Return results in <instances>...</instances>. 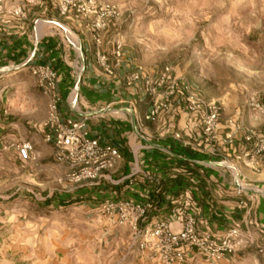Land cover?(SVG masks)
Listing matches in <instances>:
<instances>
[{"label":"built area","instance_id":"obj_1","mask_svg":"<svg viewBox=\"0 0 264 264\" xmlns=\"http://www.w3.org/2000/svg\"><path fill=\"white\" fill-rule=\"evenodd\" d=\"M6 1L0 0V17L6 13L20 19L27 17L25 6L10 9ZM26 1L33 4L37 0ZM57 9L60 15L71 16L78 23L86 21L103 75L132 93L121 99L118 106L109 102L102 109L81 111L85 50L77 29L60 21L50 22L68 32L83 61L66 97L59 89L60 73L50 63L35 62L36 51L18 66L0 65V83L11 71L26 66L47 98L46 118L39 129L44 140L54 144L56 162L67 167L59 182H66L70 186L68 191L72 192L84 190L86 194L91 189H102L100 214L111 224L130 229L128 249L148 252L160 264H185L196 255L210 264H219L237 250L254 245L257 240L240 223L219 232L203 227L208 220L203 216L198 197L202 191L219 195L213 185L215 170L231 173L228 189L240 198L238 207L252 202L253 194H263L264 188L248 185L238 163L260 170L264 131L246 127L238 117L224 119L220 101L207 100L169 65L156 74L144 65H137L120 75L125 64L122 42L114 40L109 52L103 49V31L109 27V17L119 14L114 7L103 9V2L98 0H58ZM40 21L44 19L36 21V29ZM145 98L149 99V106L141 115L139 102ZM64 101L69 110L67 115L61 111ZM254 110L264 112L259 104ZM93 115H103V120L108 117L132 120L131 137L123 145L114 144L106 132L93 131L90 125ZM149 122L156 125L157 132L146 130ZM239 137L250 146L238 151ZM164 140L170 142L164 143ZM9 146L22 161H39V153L31 140H12ZM154 150L159 154H152ZM121 164L126 168L122 169ZM118 173L122 174L120 178L116 177ZM123 185L128 188L126 196ZM250 191L254 193L245 198ZM84 193L78 196L82 198ZM164 209L168 211L160 217L158 213Z\"/></svg>","mask_w":264,"mask_h":264},{"label":"rangeland","instance_id":"obj_2","mask_svg":"<svg viewBox=\"0 0 264 264\" xmlns=\"http://www.w3.org/2000/svg\"><path fill=\"white\" fill-rule=\"evenodd\" d=\"M98 1L119 12L109 17L103 49L121 41L127 67L144 65L156 74L169 65L207 100L220 101L225 113L245 109L264 118L254 110L264 109V0ZM139 103V111L148 109V98ZM63 173L0 155V264H160L148 252L128 249L130 229L111 224L84 190L68 191L59 182ZM227 259L219 264H264V239ZM185 264L210 263L196 255Z\"/></svg>","mask_w":264,"mask_h":264},{"label":"crops","instance_id":"obj_3","mask_svg":"<svg viewBox=\"0 0 264 264\" xmlns=\"http://www.w3.org/2000/svg\"><path fill=\"white\" fill-rule=\"evenodd\" d=\"M57 4L58 0H37L33 4L27 3L26 0L6 1V5L10 9L18 5L25 6L27 17L20 19L9 13L0 17V65L18 66L27 60L33 51H36L35 62L50 63L60 73L59 89L66 97L77 80L78 66L83 61L79 58L68 32L50 22L51 20L60 21L64 26L77 29L79 40L85 50L86 70L81 78L79 100L81 111L102 109L103 104L109 102L119 105L121 99L128 98L130 95L113 81L107 79L103 81L104 75L96 62V47L91 38V32L85 27L86 21L78 23L71 16L60 15ZM39 18L44 21H40L36 29L35 24ZM37 36L38 43L36 42ZM125 65L126 67L120 71V75L134 69L127 67V62ZM32 91H36V93ZM147 110V108L142 112L140 110V114L144 115ZM61 111L64 115L69 113L65 101L61 105ZM46 114L47 98L38 87L29 68L23 66L11 71L0 83V155L11 156L21 163L35 164L53 174L67 170L66 166L56 162L54 144L46 142L43 132L39 129ZM222 115L224 119L238 117L246 127L264 131V118L254 117L250 111L246 113L245 109L243 112L237 110L233 114L223 111ZM90 125L95 132L102 134L103 131L106 132L111 136L112 142L117 145H123L134 130L132 120L126 118L118 120L110 117L103 120V115H93ZM28 127L35 129L34 133L29 131L30 136ZM146 130L157 132L156 125L151 122L148 123ZM17 139L31 140L34 143L35 149L39 153L38 162L32 160L24 162L18 157L16 150L9 146L12 140ZM162 142L169 143L170 141ZM236 145L238 151H241L246 146H250V143H246L239 137ZM152 154H159V152L154 150ZM239 164L248 185L264 188V157L259 171ZM213 174V185L218 188L217 194L219 195H211L209 191H205V193L202 191L198 197L203 208V216L208 220V224L202 226L219 232L233 223H240L256 240L264 239V193L253 194L254 191L246 193L245 198L251 197L253 194L255 195L254 200L249 202L246 207H238L237 203L240 198L234 191L228 189L231 184V173L215 170ZM85 196L96 197L95 201L100 202L103 200V190L91 189ZM133 196L135 195L133 194ZM48 197L53 199L52 194ZM127 246L125 245L124 248Z\"/></svg>","mask_w":264,"mask_h":264}]
</instances>
